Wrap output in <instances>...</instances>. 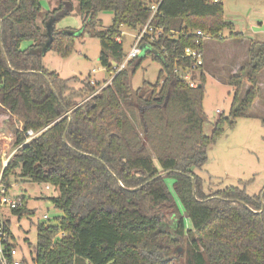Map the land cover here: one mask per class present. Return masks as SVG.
Here are the masks:
<instances>
[{
    "label": "trees",
    "instance_id": "1",
    "mask_svg": "<svg viewBox=\"0 0 264 264\" xmlns=\"http://www.w3.org/2000/svg\"><path fill=\"white\" fill-rule=\"evenodd\" d=\"M43 1L0 0V116L8 115L11 151L24 143L29 129L43 130L16 150L3 179L10 184L19 174L59 189L49 199L62 215L37 226V263L172 264L184 257L185 264H264V187L250 195L241 181L207 192L194 170L207 161V148L225 124L233 126L250 113L259 96L264 42L251 41L250 61L229 79L234 88L229 115L222 114L207 135L204 66L193 88L176 65L190 64L182 55L197 46L196 30L210 38L224 31L243 36L226 19L223 0H76L83 19L79 32L56 26L71 13L72 0H56L53 10H45ZM159 2L151 23L162 34L87 101L77 99L88 98L97 86L87 80L77 89L72 78L43 65L51 19L50 50L66 57L88 31L100 40L101 64L109 66L125 56L122 27L137 30L152 15L149 4ZM102 11L114 13L104 29ZM24 42L30 44L23 47ZM147 55L162 69L154 85L144 82L134 90L131 78ZM245 82L249 88L241 98ZM170 175L174 193L165 181ZM22 198L24 206L13 211L20 218L29 214ZM60 230L67 235L54 242ZM182 243L186 249L178 256Z\"/></svg>",
    "mask_w": 264,
    "mask_h": 264
},
{
    "label": "rangeland",
    "instance_id": "2",
    "mask_svg": "<svg viewBox=\"0 0 264 264\" xmlns=\"http://www.w3.org/2000/svg\"><path fill=\"white\" fill-rule=\"evenodd\" d=\"M223 3L225 17L234 22L235 32L241 31L243 36L229 37L230 33L224 31L219 38L205 40L208 59L205 67L206 92L203 110L206 116L204 129L207 135L212 134L222 114L229 115L234 96V88L229 84V79L232 75L239 74L241 68L250 61L251 41L264 42L259 39H248L251 36H257L252 23L264 21V0H223ZM72 4L74 8L72 7L71 13L63 17L56 26L59 29H72L79 32L83 27V19L78 12V2L72 0ZM57 5L56 0L43 1L45 10H53ZM113 16L112 11L100 12L99 28L111 26ZM39 23L42 25V19ZM122 32L121 38L126 54L133 44L136 30L124 26ZM261 34L264 39V32ZM29 44L30 42H24L22 46L26 47ZM101 51L100 40L88 31H84L83 36L76 40L68 56L63 57L55 50H48L43 57V65L50 71L58 72L65 79L72 78L73 81L70 84L77 89L91 78L98 81L97 88H99L108 74L99 59ZM94 69L97 70L95 73H93ZM161 69L162 64L154 60L151 55H147L141 67L131 78L132 88L136 90L144 82L154 85ZM258 78L259 96L254 101L250 113L238 118L233 126L225 124L224 131L207 148V161L201 167L194 168L202 178L207 192L238 186L241 181L250 195L258 194L264 187V67ZM248 88L249 84L245 82L240 94L241 98ZM77 100L80 104L85 101L80 98ZM7 118L6 114L0 116V126H3L6 136L12 137L13 133L8 127ZM12 141L13 137L9 144ZM0 144L5 145V142ZM165 181L169 190L174 193L175 178L170 175ZM10 182L13 195L26 197L29 214L20 218L9 209L5 210V213L13 219L14 232L19 238L18 243L23 252L29 259L35 258V247L38 241L37 226L45 221L43 215L48 214L52 220L62 215V212L49 199L51 196L58 195L59 189L53 186L51 189H46V183L33 182L19 174L13 175ZM184 221L187 227L191 226L187 217H184ZM178 249L177 254L181 256L185 252L186 244H179ZM85 263L90 264L89 261ZM172 264H185L184 257H179Z\"/></svg>",
    "mask_w": 264,
    "mask_h": 264
},
{
    "label": "built area",
    "instance_id": "3",
    "mask_svg": "<svg viewBox=\"0 0 264 264\" xmlns=\"http://www.w3.org/2000/svg\"><path fill=\"white\" fill-rule=\"evenodd\" d=\"M159 4L160 2L149 4V8L152 10V15L147 23L136 30L134 41L129 52L125 54L122 61H111L109 66H103L104 70H106L108 73L103 80L104 83L94 92H92L91 95L85 99V101L99 93L107 85L111 84L118 73L128 68L129 62L131 60L141 56L142 54L145 55L147 49H149V43L154 42L158 36L162 34L163 28H155L151 23L153 16L158 10ZM194 34L197 39V46L186 48L185 53L182 55L184 58L189 59L190 64L186 65L185 67L176 65V71L180 78H182L190 87L193 88L197 87L199 84L198 77H194V75L198 76L199 68L205 64V54L203 48L200 47V40L205 42L207 38H210V35L202 30H196ZM144 39H147L148 42H144ZM119 41H122V38H119ZM96 71L97 70L94 69L93 73ZM97 83L98 81L91 78L88 85L97 86ZM42 131L43 130L35 131L33 129H29L26 132V140L24 143L29 142L32 138L38 136ZM11 138V136H6L3 126H0V142H5V145L0 144V264H38L36 257L29 259L23 252L20 244L18 243L19 238L14 232L13 219L11 216H8L5 213V210L9 209L13 213L15 209L24 206V201L22 198L23 195H13L11 193L12 184H7L3 179V172L9 165L11 157L16 152V150L24 144L23 143L13 151H10L11 143L9 144V141H11ZM45 187L46 189H51L52 185L46 183ZM43 218L45 221L51 220L48 214H44ZM66 235V231L60 230L53 237V241L55 242L59 238Z\"/></svg>",
    "mask_w": 264,
    "mask_h": 264
},
{
    "label": "water",
    "instance_id": "4",
    "mask_svg": "<svg viewBox=\"0 0 264 264\" xmlns=\"http://www.w3.org/2000/svg\"><path fill=\"white\" fill-rule=\"evenodd\" d=\"M254 30L264 31V24L261 26H255ZM47 34H48V40L46 41V43L44 44L42 48V54H46L47 51L50 50V47L53 42V19H51L47 24ZM141 56H144V54H142Z\"/></svg>",
    "mask_w": 264,
    "mask_h": 264
},
{
    "label": "crops",
    "instance_id": "5",
    "mask_svg": "<svg viewBox=\"0 0 264 264\" xmlns=\"http://www.w3.org/2000/svg\"><path fill=\"white\" fill-rule=\"evenodd\" d=\"M51 10V9H50ZM227 20H229V21H231L229 18H226ZM232 22V21H231ZM234 23V22H233ZM264 24V21L263 22H260V23H255V22H253L252 23V25L255 27V26H261V25H263ZM255 31V30H254ZM239 32H241V31H239ZM264 31H255V35L257 34V36H254V37H249L248 39L249 40H251V39H259V40H264L263 39V36H262V34L261 33H263ZM123 34V33H122ZM206 49H207V41H205L204 42V46H203V50H204V54H205V66L203 67V69H204V72H205V74H206V71H205V67H206V65H207V59H208V56H207V51H206Z\"/></svg>",
    "mask_w": 264,
    "mask_h": 264
}]
</instances>
